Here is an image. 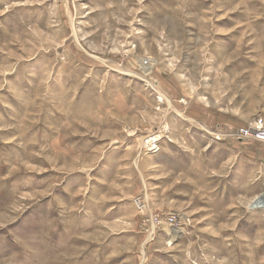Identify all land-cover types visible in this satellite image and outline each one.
I'll return each instance as SVG.
<instances>
[{"label": "rangeland", "instance_id": "obj_1", "mask_svg": "<svg viewBox=\"0 0 264 264\" xmlns=\"http://www.w3.org/2000/svg\"><path fill=\"white\" fill-rule=\"evenodd\" d=\"M257 117L264 0H0V264H264Z\"/></svg>", "mask_w": 264, "mask_h": 264}, {"label": "built area", "instance_id": "obj_2", "mask_svg": "<svg viewBox=\"0 0 264 264\" xmlns=\"http://www.w3.org/2000/svg\"><path fill=\"white\" fill-rule=\"evenodd\" d=\"M238 140L253 139L264 142V119L257 117L252 122L239 127L233 134ZM152 143L156 142V138L150 139ZM156 222H160L158 217H155ZM170 222H173V218H169Z\"/></svg>", "mask_w": 264, "mask_h": 264}, {"label": "bare ground", "instance_id": "obj_3", "mask_svg": "<svg viewBox=\"0 0 264 264\" xmlns=\"http://www.w3.org/2000/svg\"><path fill=\"white\" fill-rule=\"evenodd\" d=\"M162 99V98H161ZM158 138L156 137V140H157Z\"/></svg>", "mask_w": 264, "mask_h": 264}]
</instances>
